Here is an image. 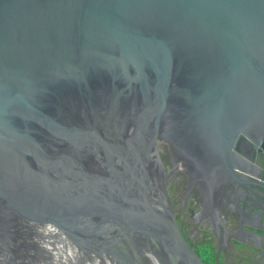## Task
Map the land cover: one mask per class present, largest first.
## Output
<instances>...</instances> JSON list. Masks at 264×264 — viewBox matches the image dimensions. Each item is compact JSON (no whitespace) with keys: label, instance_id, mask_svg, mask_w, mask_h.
Returning a JSON list of instances; mask_svg holds the SVG:
<instances>
[{"label":"water","instance_id":"obj_1","mask_svg":"<svg viewBox=\"0 0 264 264\" xmlns=\"http://www.w3.org/2000/svg\"><path fill=\"white\" fill-rule=\"evenodd\" d=\"M211 107L264 183V0H0V264H207L163 151Z\"/></svg>","mask_w":264,"mask_h":264},{"label":"flooded vegetation","instance_id":"obj_2","mask_svg":"<svg viewBox=\"0 0 264 264\" xmlns=\"http://www.w3.org/2000/svg\"><path fill=\"white\" fill-rule=\"evenodd\" d=\"M211 140L183 148L165 141L163 158L170 174L168 192L178 223L207 264H264V183L247 145L235 149L232 134L240 125L205 109ZM243 129V124H241Z\"/></svg>","mask_w":264,"mask_h":264}]
</instances>
